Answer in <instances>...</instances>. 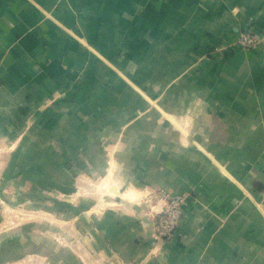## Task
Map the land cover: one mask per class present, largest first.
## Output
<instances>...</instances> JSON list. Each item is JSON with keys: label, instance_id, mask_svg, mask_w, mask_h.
Instances as JSON below:
<instances>
[{"label": "crops", "instance_id": "crops-1", "mask_svg": "<svg viewBox=\"0 0 264 264\" xmlns=\"http://www.w3.org/2000/svg\"><path fill=\"white\" fill-rule=\"evenodd\" d=\"M247 22L255 49L210 50ZM0 158L107 166L132 209L85 220L118 264H264V0H0ZM156 188L186 196L158 241Z\"/></svg>", "mask_w": 264, "mask_h": 264}, {"label": "rangeland", "instance_id": "rangeland-1", "mask_svg": "<svg viewBox=\"0 0 264 264\" xmlns=\"http://www.w3.org/2000/svg\"><path fill=\"white\" fill-rule=\"evenodd\" d=\"M223 37L216 45L222 44ZM20 164L14 158H0V264H118L115 255L107 252L112 249L95 247L96 228L85 220L87 209L89 216H102L111 209L130 212L129 200L100 188L107 166L89 176L64 173L59 159L54 164L47 159L28 167ZM47 165L50 174L43 173ZM109 176L117 189L128 186L114 172ZM157 200L164 202L159 188L146 189L134 202L154 212L162 208L163 202L153 206Z\"/></svg>", "mask_w": 264, "mask_h": 264}, {"label": "built area", "instance_id": "built-area-1", "mask_svg": "<svg viewBox=\"0 0 264 264\" xmlns=\"http://www.w3.org/2000/svg\"><path fill=\"white\" fill-rule=\"evenodd\" d=\"M258 42L257 33L252 24L247 22L235 36L225 35L222 44L215 45L212 51L228 52L236 49H255ZM159 192L163 195L164 205L160 210L150 213L153 225L152 237L156 241L170 238L174 234L176 227L183 220L186 206L185 194L170 195L164 190H159Z\"/></svg>", "mask_w": 264, "mask_h": 264}, {"label": "bare ground", "instance_id": "bare-ground-1", "mask_svg": "<svg viewBox=\"0 0 264 264\" xmlns=\"http://www.w3.org/2000/svg\"><path fill=\"white\" fill-rule=\"evenodd\" d=\"M114 192H115V191H114ZM124 196L128 198V197H129L128 192H125V193H124Z\"/></svg>", "mask_w": 264, "mask_h": 264}]
</instances>
